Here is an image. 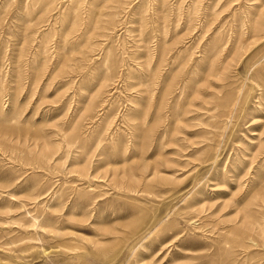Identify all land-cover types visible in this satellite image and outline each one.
<instances>
[{"label":"rangeland","instance_id":"1","mask_svg":"<svg viewBox=\"0 0 264 264\" xmlns=\"http://www.w3.org/2000/svg\"><path fill=\"white\" fill-rule=\"evenodd\" d=\"M0 264H264V0H0Z\"/></svg>","mask_w":264,"mask_h":264}]
</instances>
